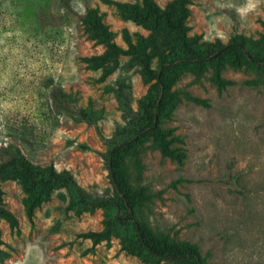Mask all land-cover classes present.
Listing matches in <instances>:
<instances>
[{
  "label": "rangeland",
  "instance_id": "374dc122",
  "mask_svg": "<svg viewBox=\"0 0 264 264\" xmlns=\"http://www.w3.org/2000/svg\"><path fill=\"white\" fill-rule=\"evenodd\" d=\"M138 3L140 0H113ZM159 7L168 0H154ZM254 7H249V5ZM96 8L102 22L125 48L148 30L126 19L106 0H0V162L10 145L35 165L68 169L87 191L111 193L106 148L119 114L107 86L83 57L102 51L84 34L80 17ZM187 35L226 43L236 35L255 40L263 33L264 0H191ZM123 60L127 59L122 57ZM153 59L151 66L156 67ZM133 107L147 91L131 68ZM204 77L183 71L171 88L178 99L160 126L170 130L171 146L183 153L176 163L156 150L141 157L140 183L153 194L145 209L149 225L196 245L204 264H264V68L226 63L221 76L231 81L221 91ZM58 81L75 105L96 111V128L67 115L48 117L47 86ZM184 92L203 99L195 103ZM50 115V114H49ZM84 145L85 148L82 147ZM2 198L18 220L10 231L0 220V264H151L120 249L117 237L90 247L76 235L102 227L101 209L75 215L54 190L34 209L32 224L23 212L25 196L16 179H0Z\"/></svg>",
  "mask_w": 264,
  "mask_h": 264
},
{
  "label": "trees",
  "instance_id": "16d2710c",
  "mask_svg": "<svg viewBox=\"0 0 264 264\" xmlns=\"http://www.w3.org/2000/svg\"><path fill=\"white\" fill-rule=\"evenodd\" d=\"M124 18L142 25L148 30L146 36L137 34L133 42L125 28L121 31L125 48L118 45L115 33L101 20L96 8H86L80 17V24L86 37L100 45L102 51L83 57L86 65L99 70L100 79L111 74L114 77L107 86L113 94L119 121L109 137H102L106 148L98 154L106 162L111 193L104 189L96 194L87 191L75 180L68 169L57 171L52 164H32L18 149L10 145L6 158L0 162V179H16L25 193L22 199L23 212L32 224L34 209L50 199L54 190L63 188L68 195L57 191V196L66 203L63 212L71 210L75 215L101 209L102 227L87 230L76 236L89 239L90 247L100 241L117 237L120 249L151 264H204L196 245L175 239L165 232L155 231L147 222L145 209L153 194L140 183L141 157L147 150H156L161 159L176 163L183 159V153L171 146L161 119L167 117L178 99L179 91L171 88L178 76L186 70L193 73L195 81L204 77L210 68L209 79L217 91L231 81L221 76L225 64H245L254 70L264 68V23L263 33L255 40L236 35L226 43L203 41L199 36L187 35L185 20L189 14L191 0H168L159 7L154 0H140L138 3L106 0ZM122 57L127 59L123 60ZM156 59V67L151 66ZM131 68L138 72L145 83L146 93L136 101L132 94ZM47 86L48 117L51 113L67 115L75 121L84 122L96 128L99 115L89 108L75 105L74 99L63 91L58 81L49 79ZM264 86V81H263ZM186 98L203 104L204 100L184 92ZM50 114V115H49ZM83 148L84 145H82ZM0 220L6 222L10 231L18 230V220L6 208L0 188ZM0 261L6 254L1 248Z\"/></svg>",
  "mask_w": 264,
  "mask_h": 264
},
{
  "label": "clouds",
  "instance_id": "9594fccd",
  "mask_svg": "<svg viewBox=\"0 0 264 264\" xmlns=\"http://www.w3.org/2000/svg\"><path fill=\"white\" fill-rule=\"evenodd\" d=\"M249 7H254V5H251V4H250Z\"/></svg>",
  "mask_w": 264,
  "mask_h": 264
}]
</instances>
